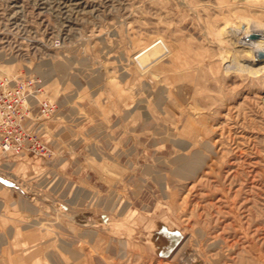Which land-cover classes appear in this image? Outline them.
Returning a JSON list of instances; mask_svg holds the SVG:
<instances>
[{
    "label": "rangeland",
    "instance_id": "obj_1",
    "mask_svg": "<svg viewBox=\"0 0 264 264\" xmlns=\"http://www.w3.org/2000/svg\"><path fill=\"white\" fill-rule=\"evenodd\" d=\"M258 52L264 0H0V80L56 104L0 161V264H264Z\"/></svg>",
    "mask_w": 264,
    "mask_h": 264
},
{
    "label": "built area",
    "instance_id": "obj_2",
    "mask_svg": "<svg viewBox=\"0 0 264 264\" xmlns=\"http://www.w3.org/2000/svg\"><path fill=\"white\" fill-rule=\"evenodd\" d=\"M42 81L36 76L23 77L12 85L0 80V159L7 156L29 154L49 157L50 147L28 125L31 104L36 100V116L48 117L56 104L46 98L38 99Z\"/></svg>",
    "mask_w": 264,
    "mask_h": 264
},
{
    "label": "bare ground",
    "instance_id": "obj_3",
    "mask_svg": "<svg viewBox=\"0 0 264 264\" xmlns=\"http://www.w3.org/2000/svg\"><path fill=\"white\" fill-rule=\"evenodd\" d=\"M248 43V42H247ZM255 49V48H254ZM184 158V157H183ZM181 159V158H180ZM188 159V158H187ZM194 163H197L196 160L194 159H188L184 160L178 165L177 170L179 172H189L192 170V166ZM165 227V226H164ZM163 228V227H162ZM167 233V234H166ZM176 233V232H175ZM177 236L173 234V232H168L165 228L161 229L160 232L158 233L157 240L163 244L164 246H167L170 244V241L172 240L173 242L176 240Z\"/></svg>",
    "mask_w": 264,
    "mask_h": 264
},
{
    "label": "water",
    "instance_id": "obj_4",
    "mask_svg": "<svg viewBox=\"0 0 264 264\" xmlns=\"http://www.w3.org/2000/svg\"><path fill=\"white\" fill-rule=\"evenodd\" d=\"M257 36H258V34H256V33L249 34L250 38H254V37H257ZM258 53H259L260 56H264V52H258Z\"/></svg>",
    "mask_w": 264,
    "mask_h": 264
},
{
    "label": "crops",
    "instance_id": "obj_5",
    "mask_svg": "<svg viewBox=\"0 0 264 264\" xmlns=\"http://www.w3.org/2000/svg\"><path fill=\"white\" fill-rule=\"evenodd\" d=\"M27 155H29V154H27ZM31 156V155H30ZM2 159H0V161H1Z\"/></svg>",
    "mask_w": 264,
    "mask_h": 264
}]
</instances>
